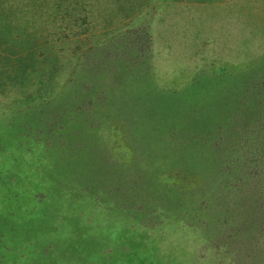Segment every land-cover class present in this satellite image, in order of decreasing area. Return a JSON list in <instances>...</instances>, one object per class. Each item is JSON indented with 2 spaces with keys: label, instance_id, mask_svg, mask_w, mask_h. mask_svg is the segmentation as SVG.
Masks as SVG:
<instances>
[{
  "label": "rangeland",
  "instance_id": "obj_1",
  "mask_svg": "<svg viewBox=\"0 0 264 264\" xmlns=\"http://www.w3.org/2000/svg\"><path fill=\"white\" fill-rule=\"evenodd\" d=\"M0 264H264V0H0Z\"/></svg>",
  "mask_w": 264,
  "mask_h": 264
},
{
  "label": "trees",
  "instance_id": "obj_2",
  "mask_svg": "<svg viewBox=\"0 0 264 264\" xmlns=\"http://www.w3.org/2000/svg\"><path fill=\"white\" fill-rule=\"evenodd\" d=\"M255 163V160L253 161V164ZM256 165V164H255ZM252 166V165H251ZM254 172H256L255 170H253ZM257 173V172H256Z\"/></svg>",
  "mask_w": 264,
  "mask_h": 264
}]
</instances>
